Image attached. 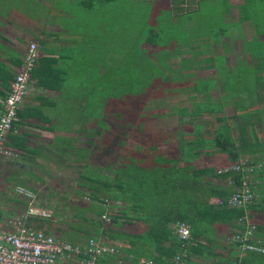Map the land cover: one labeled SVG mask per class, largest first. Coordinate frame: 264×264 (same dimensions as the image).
I'll return each instance as SVG.
<instances>
[{
	"label": "trees",
	"instance_id": "obj_1",
	"mask_svg": "<svg viewBox=\"0 0 264 264\" xmlns=\"http://www.w3.org/2000/svg\"><path fill=\"white\" fill-rule=\"evenodd\" d=\"M92 1L80 0L79 6L82 5L90 12L94 10L106 12L110 8L109 0H97L101 4L97 7H94ZM71 2L73 3L72 0ZM68 12L76 16L71 9H68ZM153 36H156L154 29L150 28L144 41L149 44L158 43ZM116 51L119 50L116 49L115 54L118 53ZM139 51L144 50L139 47ZM96 52H103V49ZM97 54L94 60L96 64L93 63L95 67L89 65L84 73L82 71L85 69H77L80 74H84L86 81L74 85L76 91H73L74 89L70 91L72 97L80 95L81 98L78 100L73 98L74 105L69 100L67 104L68 108L73 105L72 107L79 109L81 114L77 116L76 121L86 118L88 120L86 125L95 124L92 131H85L87 126L81 128L87 139H90L89 147L79 148L77 153L87 160L79 163L81 168L86 169L91 165L90 147L103 155L101 156L103 163L91 165L94 168L91 175L86 174L87 171L79 172L80 181L77 180V183L88 189V192L77 191V195L81 199H84L83 196L88 198L84 201L89 204V206L86 204L87 208H91L90 213L95 216L101 217L106 208L113 209L117 206L119 212L126 218L130 216L128 213L130 211L131 216L141 220L146 228L137 234L115 233L114 226L119 224L121 218L117 215L109 216L108 224L101 218H87L91 225L96 229L100 228L99 235L102 237L118 238L128 243L130 247H120L119 251L131 256L130 264H140L138 260L141 256L153 264H172L177 254L182 256L183 264H232L235 261L264 264V254L242 253L238 242L232 239L236 232L244 231L245 222L240 223L238 219L247 209H254L259 205L264 210V193L261 191L259 193L257 184L250 176V187L257 197H261L260 202H257L259 198L257 200L256 197L246 206L229 207L227 199L235 189L234 185L227 184V179L231 177L237 185L242 174L231 170L218 172L213 164L199 166L195 164L197 160L212 157L216 153L226 157L228 164L225 166L241 162V157L246 154L252 156L258 154L259 157L254 161L245 162V166L252 168V174L255 166L264 161V135L260 138L256 135V127L264 124V83L260 84L258 79H255L257 68L248 65L245 68L236 67L231 71L217 68L218 82L199 79L190 84L186 79L192 73V69L178 67L174 72L171 67L165 65L164 57H161L160 53L151 54L156 55L160 67L170 71L164 69L161 71L157 64L158 70L155 69L149 77L136 72L124 74L126 67L111 64L113 54L109 53L107 57L109 60H103V57L101 60ZM92 55L94 54L91 53ZM85 56V63H90L93 61L91 58L95 57ZM44 61L45 58L36 60L31 76L35 75L39 64L45 63ZM171 70L174 72L172 75ZM5 72V81L14 77L10 71ZM151 84H155L156 88L151 89ZM3 86L9 90L7 83ZM212 88L221 89L218 100L211 97ZM188 90L206 96L200 101L193 99L191 102V98L188 97L190 106H182L175 110L174 113L178 115L182 126L172 132L156 134L144 132L141 118L146 114L137 111L138 102L127 110L129 113L127 120L120 108L129 100L128 97L150 100L166 92L178 94ZM241 91L246 97L240 95ZM229 104L236 110L231 116L237 117L235 122L230 121V117L218 115L223 111V107ZM21 105L17 109L16 119L8 136V144L18 150H27L23 139L14 133L17 120L25 114ZM149 114L156 117L158 110H152ZM204 115L214 116V119L205 121L201 119ZM135 116L137 118L131 119ZM134 119L138 120L134 121L135 124L132 121ZM186 126L189 130L185 128ZM93 133L98 136L96 143L90 136ZM168 137L175 138V148L169 150L158 148V142ZM129 140L133 143L126 147V141ZM262 167L264 171V163ZM33 220L36 222L34 225L36 228L38 223V227L44 223V219L26 218L25 224L30 226ZM177 222L188 224L190 235L187 239H180L173 234L172 227ZM250 223L255 224L253 221ZM254 235L264 244L261 239L264 236L261 226L255 224ZM114 255L116 254L106 255L100 262L111 260Z\"/></svg>",
	"mask_w": 264,
	"mask_h": 264
},
{
	"label": "crops",
	"instance_id": "obj_2",
	"mask_svg": "<svg viewBox=\"0 0 264 264\" xmlns=\"http://www.w3.org/2000/svg\"><path fill=\"white\" fill-rule=\"evenodd\" d=\"M2 1L0 0V2ZM20 1L23 6L25 5V8H16L12 3L13 1L10 0L5 1L9 4L8 7L1 8L0 6V113L3 100L8 92L3 85L7 83L9 87L10 82V79L6 81L4 79L5 71H10L14 76L19 69L24 54L22 46L32 41L35 42L38 45V59L45 58L46 61L39 64V70L35 71V75L31 76L28 82V93L21 105V108L25 110V114L17 120L14 129L15 135L23 139V144L27 150H19L20 156L14 161L10 159L14 163V168L12 167L13 172L8 178V182L13 181L16 187L23 186L33 191L40 204L52 209L54 213H65V215L62 214L63 219L58 221L62 226L43 223L38 227V223L36 228L34 226L36 222L33 220L29 227L57 236L71 244L85 243L90 237L101 239L112 246L115 252L104 254L98 259V264H130L129 259L131 256L119 251L120 247H130L128 243L122 239H109L100 236V228L96 229L86 220L87 218L100 219V217L87 212L88 210H85L83 215L77 214L79 210L75 208V204L88 200L86 196L81 199L77 195V191L81 193L88 192V189L78 185L77 180L79 178L62 179L59 189L57 188L54 191L46 184L47 178L33 170V165H37L39 167L37 169L47 175L49 174V168L53 169L50 167L51 164H82L84 161L86 162L77 153L79 148L82 147L83 138L86 140L87 137L85 132L81 131L82 126L75 125L76 122L70 124L66 119L70 108L67 107L65 94L63 93L72 91L74 85L85 83L84 74H80L77 69H85L82 71L84 73L89 65L95 67L93 63L96 64V61H94L96 51H100L101 47L90 46L86 49L83 47V37L88 33L86 29L82 30L77 25L76 21L80 19L68 12V8L65 7L71 3V0H45L47 4L38 0ZM128 1L129 4L135 0ZM149 1L152 4L151 12L165 11L168 21L174 27L166 31L170 38L157 40L158 43L156 44H149L144 41L140 48L147 52L160 53L161 57H164L163 62L167 66H169L171 59L177 58L176 60H179L177 61L178 67H190L192 73L186 79L188 83L197 82L199 79L218 82L217 68L231 71L240 66L245 68L247 65L257 68L255 79H258L260 84L264 83V0ZM63 5L64 7L61 8ZM203 6L205 11H202ZM202 12H204V15H202ZM102 13V10H97L99 16ZM207 15L214 16L220 22L217 23L211 16L207 17ZM13 16L21 17L23 23H17L20 27L19 32L15 33V38L11 41L8 39L7 28L14 29V27H17L13 25ZM102 18H108L111 21L110 16L105 18L102 14ZM71 19L76 21L71 22ZM201 27L207 28L202 30ZM176 29L179 30L178 34L174 31ZM188 29L191 31L189 38L188 35L184 34L186 31L189 32ZM248 33H250L249 37H247ZM75 35L78 36L77 39H74ZM186 43L189 44L184 46L183 44ZM91 53L94 54L92 55L95 56L94 59L91 58ZM230 53H235L232 59H230ZM85 55H89L93 61L85 63ZM199 69H214V72L207 75H197ZM73 91H76V89ZM180 94H185V99L191 98L190 102L193 99L200 101V95H202L201 100L206 96L193 90ZM242 94L246 97L243 91L240 95ZM74 98L80 99L81 97L76 95ZM25 107L28 108L25 109ZM262 126L259 124L256 127L258 138L264 135V124ZM87 129H89L88 126L85 127V131H89ZM243 157L245 158L244 162H252L259 155L246 154ZM262 163L264 161L256 165L250 175L257 184L259 193L260 191L264 193ZM57 170L59 171V169ZM79 172L77 176H79ZM15 196V199L10 200L9 198L5 202L10 200L11 210L14 212L20 210V213H22L26 205L25 200L19 197L18 194H15ZM257 200V202H260L261 197L258 196ZM83 204L87 206L85 203ZM106 212H110L108 214L110 217L114 215L121 216L119 224L114 226L115 233L137 234L146 228L141 220L131 216L130 211L128 212L130 214L128 218L122 212H119L117 206L113 209L106 208L104 213ZM245 214L247 215V221H253L257 226H261L264 234L263 208L258 205L257 208L247 209ZM14 217L8 216L0 209V228H11L9 221ZM108 223H110V220L105 224ZM261 239L264 242V236ZM112 254L116 255L111 260L107 259L100 262L105 259L106 255ZM115 256L116 258H114ZM148 261L150 260H146L143 256L138 260L140 264H147ZM150 262L153 264L152 261ZM55 264H78V261L77 258L63 257L57 259Z\"/></svg>",
	"mask_w": 264,
	"mask_h": 264
},
{
	"label": "rangeland",
	"instance_id": "obj_3",
	"mask_svg": "<svg viewBox=\"0 0 264 264\" xmlns=\"http://www.w3.org/2000/svg\"><path fill=\"white\" fill-rule=\"evenodd\" d=\"M5 1L6 0H3L2 2H0L1 8L2 7L6 8L9 6V4L6 3ZM10 1H13L12 3L18 9L25 8L24 7L25 5L23 6V3L20 0H10ZM38 1L42 3L44 1V3L47 4L45 0H38ZM72 1L73 3L71 2V5L67 4L65 7H67L68 9H71V11H73L76 14V16L80 19L77 21L72 20L71 22L76 21L78 23L77 25L82 30L86 29V32L88 33L87 35L83 37L84 39L83 47L85 49L89 48L90 46L101 47V49H103V52H96V54L99 53L97 55L101 58V60H102V57H103V60L104 59L107 60L109 53L113 54V60L111 62V59H110L109 62H111V64L114 66L120 65V67H126L125 70L123 71L124 74L125 73L128 74L130 72H134V73L136 72V73L143 74V75L146 74L149 77L155 72V69H157V64H158L156 55L151 54L150 52H146L144 49H143L144 50L143 52L139 51V47H141L143 43L142 41H144L145 37L148 36L150 28H154V32L156 36H153V37H155L157 40H165L169 37L166 31L168 29H172V27L174 26L173 24H171L170 21H168L165 11H160L159 13H156V12L152 13L151 12L152 4L150 3L149 0H135L133 3L130 2L129 4L127 3L128 0H109L108 4H110L111 6L110 7L111 12H109L110 11V8H109V10H107L106 12H103L102 14L105 18H107L108 17L107 15L109 14L110 19H111L110 21L108 18L101 19L102 14L101 16H99L97 14V10L96 12L95 10L94 12H90L89 10H86L82 5L79 6L80 0H72ZM92 2L94 3V7H97L99 4L97 0H93ZM99 5L101 6V4ZM63 7L64 5L61 6V8ZM202 11H205L204 6L202 7ZM202 15H204V12H202ZM210 16L212 17L214 21L216 20L214 16L207 15V17H210ZM21 19H22L21 17L13 16L12 18L13 25H16L17 27H14V29L11 27L7 28L8 39H10L11 41L15 38V35H16L15 33L19 32L20 27L19 25H17V23H20V24L23 23V20ZM216 22L219 23L220 22L219 19H217ZM205 28L207 27H201L202 30ZM174 31L177 34L179 33L178 32L179 30L177 29ZM190 32L191 31L189 32L186 31L184 34L188 35V38H189V36H191ZM249 36H250V33H248L247 37ZM27 38L30 39L29 36H27ZM77 38L78 36L75 35L74 39H77ZM28 44L25 46H22V49H24V52ZM188 44L189 43H186L183 45L187 46ZM116 49L119 50V51H116L118 52L117 54H115ZM230 54H231L230 59H232L235 53H230ZM176 59L177 58L171 59L170 64H169V66L173 69L174 72L178 68L177 61L179 60H176ZM158 65L160 67V64ZM159 69L161 71L162 69H164L167 72L170 71L165 67H160ZM173 71L171 70L170 72L171 75L174 73ZM213 72H214V69H199L196 74L197 75H207ZM150 87L151 89H154L156 88V85L151 84ZM220 94H221L220 88L212 89L210 91V95L213 97L214 100L218 99ZM73 98L74 97L71 96L70 91L65 93V100L67 101V104H69L68 103V100H69L71 101V103L73 102V105H74L75 99ZM199 98H200L199 100H201L202 95H200ZM128 99L129 100H127L125 104H123L122 106L119 105L121 106L120 108L122 109L123 115H125V119L126 120L128 119L127 115H129V113L127 112V110L129 109V107L131 106L132 108L138 102L137 111L138 112L143 111L146 114L144 117L141 118V121L144 124V132L148 134L150 133L156 134V133H163V132L168 133V132H172L176 130L179 126H182V125H180L179 123L180 121L178 120L179 119L178 115L174 113L175 110L182 106H190L189 99H185V94H180V93L173 94V93L166 92L165 94H162L161 96L158 95L154 99L152 98L153 100L152 99L149 100V98L144 100L140 97H128ZM72 106L69 109L70 111L68 112V117L66 118L70 124L72 122H75L77 120V116L81 114L79 109L77 110V108L75 109ZM234 109L235 108L231 104L225 105L223 107V111L221 113H218V115H224L226 117H230L229 120L230 121L234 120L235 122V119H237V117L236 118L231 117L233 114H235L236 110ZM152 110H158V115L156 117H152L149 114V112H151ZM213 117L214 116L204 115L201 119L205 121H208V120L212 121L214 119ZM132 118H137V117L136 116L131 117V119ZM135 120L137 119L132 120L133 124L136 123L134 122ZM86 122H88V120L84 118L82 121L81 120L76 121L75 125L88 126L89 131H92L95 124L90 123L86 125ZM185 128L189 130L188 126H186ZM79 136L78 138L80 139L81 136L80 137ZM90 136L92 137L91 138L92 141L96 143L98 140V136L95 135L94 133ZM83 141L84 142L81 148L86 149L87 147H89L88 141H90V139L86 138L85 140V138H83ZM132 143H133L132 140L126 141L125 146L129 147L130 145H132ZM157 145H158V148L162 150L163 149L164 150L174 149L176 145V140L175 138L168 137L167 139L159 141ZM105 147H107V145ZM90 148H91L90 154H92L90 156L91 157L90 164L93 166L94 164L98 162L103 163V157H101L103 155L99 151H98L99 152L98 154V152H96V149L92 147ZM113 149L116 150V148H113ZM12 161H14V159ZM12 161L10 160L8 161L7 159L0 158V209L3 213H7L8 216L16 217L20 213V210L15 211V212L12 211L10 200L15 199L16 197L15 194L17 193H16V189L14 190V188H17L18 186L16 187L13 181L8 182V178L13 172L12 167L14 168L13 166L14 163ZM243 161H245V158L242 156L241 162ZM20 164L23 165L21 162ZM195 164L196 166L203 165V164L205 165L213 164L215 165L217 169H220L222 166H225L226 164H228V162L226 160V157L223 154L216 153L212 157L201 158L197 160ZM57 165L51 164L50 167L53 169L51 170L49 168V174L47 175H45L46 173L43 174L41 171H39L37 169L39 168L37 167V165H33L34 167L33 170L40 173V175L43 176L44 178L46 177L47 178L46 184H48V186H50L51 189H54V191H56V189L59 187L62 179L63 180H67V179L71 180L72 178L77 179L79 178V176H77L79 171H87L86 174L91 175L92 170L94 169L93 167H91V165H89V167H86V169L85 167L81 168L80 166L81 164L79 163L77 164L64 163V164H57ZM57 169H59V171ZM97 172L99 171L97 170ZM97 172L95 173L97 174ZM9 198L10 200L8 202H5V200ZM9 203H10V206H9ZM83 203L87 204L86 202H83ZM83 203L78 202L75 204L76 205L75 208L79 210L78 213H80L81 215H83L85 210H88L87 212L92 211L91 208H87V206H84ZM87 205L89 206V204ZM62 214L65 215V213L55 214L53 212V215L50 219H44V224L50 223L52 225L56 224V225L62 226V224L58 222V221H61V219H63ZM87 222H89L88 219H87Z\"/></svg>",
	"mask_w": 264,
	"mask_h": 264
},
{
	"label": "built area",
	"instance_id": "obj_4",
	"mask_svg": "<svg viewBox=\"0 0 264 264\" xmlns=\"http://www.w3.org/2000/svg\"><path fill=\"white\" fill-rule=\"evenodd\" d=\"M39 57L38 45L30 42L23 54L22 63L9 82V90L3 100V108L0 113V158L15 159L19 150L8 144V136L12 129L13 121L16 119L19 109L28 93V82L31 71ZM246 163H233L218 169V172L231 170L241 173L239 184H235L230 177L227 184L234 185V192L227 199L229 207H243L251 204L257 197L250 187V174L252 168L245 166ZM16 193L25 200V209L18 216L9 221L11 228H0V264H55L59 258H77L78 264H98V259L106 253H114L112 246L101 239L90 237L85 243L71 244L65 240L46 234L42 230L29 227L25 219L33 217L37 219H50L53 215L52 209L40 204L36 194L26 187L18 186ZM220 202V200H216ZM109 212L101 215L104 223L109 222ZM240 223L245 222L244 231L236 232L232 239L238 242L241 252H252L264 254V244L255 238V225L247 221V215L239 217ZM172 232L180 239H187L190 235L188 224L177 222L172 227ZM143 262H145L143 260ZM151 264L150 261L147 264ZM172 264H183L181 255H175ZM232 264H262L259 262L243 263L235 261Z\"/></svg>",
	"mask_w": 264,
	"mask_h": 264
}]
</instances>
